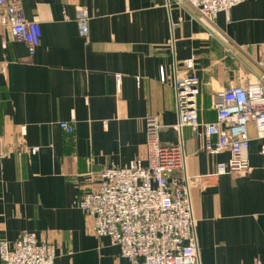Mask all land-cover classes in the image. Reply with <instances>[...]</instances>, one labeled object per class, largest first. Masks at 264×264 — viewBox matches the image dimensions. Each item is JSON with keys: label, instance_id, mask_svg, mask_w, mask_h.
Returning a JSON list of instances; mask_svg holds the SVG:
<instances>
[{"label": "crops", "instance_id": "0c3cea01", "mask_svg": "<svg viewBox=\"0 0 264 264\" xmlns=\"http://www.w3.org/2000/svg\"><path fill=\"white\" fill-rule=\"evenodd\" d=\"M20 4L41 39L30 58L0 25V146L7 152L0 160V240L12 244L34 233L55 246L54 264H129L107 238L91 234L90 218L73 202L96 187L90 174L96 179L106 167L145 159V120L156 116L161 145L181 140L184 147L199 264L264 263V139L246 124L248 173L213 176L230 154L208 155L190 128L176 129L169 83L194 56L198 119L214 122L216 93L264 78V0H246L213 23L166 0ZM80 9L88 14L85 37ZM33 147L38 152L27 153Z\"/></svg>", "mask_w": 264, "mask_h": 264}, {"label": "built area", "instance_id": "2783aa9c", "mask_svg": "<svg viewBox=\"0 0 264 264\" xmlns=\"http://www.w3.org/2000/svg\"><path fill=\"white\" fill-rule=\"evenodd\" d=\"M177 6H189L197 16L213 23L219 14L246 0H166ZM88 14L77 12L79 35L85 37ZM0 25L6 27L13 42L25 46L32 58L40 45L41 29L28 21L20 0H0ZM196 58L184 60V75H172L177 113L176 129L190 128L208 155L227 151L230 158L215 166L213 176L246 175L249 171L247 149L249 139L246 124L252 123L256 137L264 139V78L228 87L213 96L215 121L201 123L197 114L200 80L194 74ZM121 76H115L117 90ZM160 80L165 82L163 68ZM59 128L67 134L73 128L66 122ZM160 124L156 116L145 120V159L133 160L126 166H109L87 178L96 187L73 202L75 209L90 218V232L105 237L129 264H199L200 250L195 232L190 186L186 174V155L182 141L174 146H162ZM38 147L28 148L36 154ZM264 155V145L260 147ZM7 156L0 146V160ZM53 244L39 241L34 233L23 232L10 244L0 240L1 264H54ZM255 264H264L257 261Z\"/></svg>", "mask_w": 264, "mask_h": 264}]
</instances>
